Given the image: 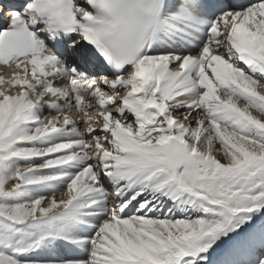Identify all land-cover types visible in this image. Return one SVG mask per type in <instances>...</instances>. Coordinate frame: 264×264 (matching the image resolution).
<instances>
[{"label":"snow or ice","instance_id":"1","mask_svg":"<svg viewBox=\"0 0 264 264\" xmlns=\"http://www.w3.org/2000/svg\"><path fill=\"white\" fill-rule=\"evenodd\" d=\"M0 264H264V0H0Z\"/></svg>","mask_w":264,"mask_h":264},{"label":"rangeland","instance_id":"2","mask_svg":"<svg viewBox=\"0 0 264 264\" xmlns=\"http://www.w3.org/2000/svg\"><path fill=\"white\" fill-rule=\"evenodd\" d=\"M0 71H2V70H0Z\"/></svg>","mask_w":264,"mask_h":264}]
</instances>
